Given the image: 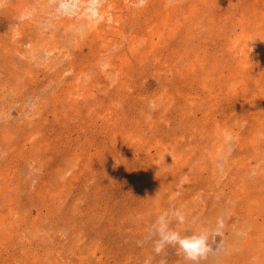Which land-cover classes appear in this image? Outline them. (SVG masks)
<instances>
[{
	"label": "rangeland",
	"instance_id": "obj_1",
	"mask_svg": "<svg viewBox=\"0 0 264 264\" xmlns=\"http://www.w3.org/2000/svg\"><path fill=\"white\" fill-rule=\"evenodd\" d=\"M165 261L264 264V0H0V264Z\"/></svg>",
	"mask_w": 264,
	"mask_h": 264
},
{
	"label": "clouds",
	"instance_id": "obj_2",
	"mask_svg": "<svg viewBox=\"0 0 264 264\" xmlns=\"http://www.w3.org/2000/svg\"><path fill=\"white\" fill-rule=\"evenodd\" d=\"M96 7L95 3L91 5ZM65 9V4L61 3V10ZM181 222H183V216L179 212H175ZM168 213H163L157 221L158 227L155 231L159 234V240L157 241L156 251L159 253L165 245H179V248L185 254V257L194 262H198L200 259L205 258L210 252L213 251L212 245L215 243V236L219 235V229L223 227V220L217 221L216 230H202L199 233L182 236L178 231L170 230L167 221ZM210 237L212 238L210 241ZM166 264V261L164 262Z\"/></svg>",
	"mask_w": 264,
	"mask_h": 264
},
{
	"label": "bare ground",
	"instance_id": "obj_3",
	"mask_svg": "<svg viewBox=\"0 0 264 264\" xmlns=\"http://www.w3.org/2000/svg\"><path fill=\"white\" fill-rule=\"evenodd\" d=\"M262 185V184H261ZM262 248V247H261ZM250 250V249H249ZM248 251V250H247Z\"/></svg>",
	"mask_w": 264,
	"mask_h": 264
}]
</instances>
